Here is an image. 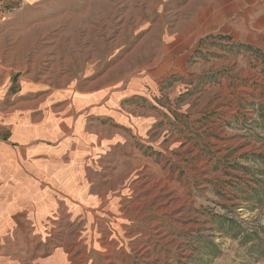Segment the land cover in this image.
<instances>
[{"label": "rangeland", "instance_id": "rangeland-1", "mask_svg": "<svg viewBox=\"0 0 264 264\" xmlns=\"http://www.w3.org/2000/svg\"><path fill=\"white\" fill-rule=\"evenodd\" d=\"M22 78L76 83L119 133L96 146L84 196L52 190L69 209L0 233V264H264V0L23 8L0 23V156Z\"/></svg>", "mask_w": 264, "mask_h": 264}, {"label": "crops", "instance_id": "crops-1", "mask_svg": "<svg viewBox=\"0 0 264 264\" xmlns=\"http://www.w3.org/2000/svg\"><path fill=\"white\" fill-rule=\"evenodd\" d=\"M23 1L25 8L41 0ZM15 77L11 76L6 80L13 82ZM17 86L21 92L16 90L17 99L15 106H12L17 114L14 119L16 131L12 137L15 146L14 149L5 148L8 155L0 156V159H4L0 167L1 234L8 233L10 225L19 226L22 231L24 226L32 221L28 218L30 211H37L38 219L47 222L49 218H57L55 215L59 209H69L70 205L56 199L52 190L57 188L70 194L77 191L84 196L86 190L81 186L86 184L88 171L93 170L88 167H93L90 164H94L95 158L99 156L96 146L103 141H110L111 135L119 133L118 128L114 127V132H109L105 125L115 121L106 116L108 122L104 123L102 110L97 112L98 107L102 106L95 101L86 104V92H79L76 83L48 92L42 82L22 78L17 81ZM44 92H47L46 95L51 100L64 95L63 106L53 108L45 104L40 105L41 98H34L33 95ZM22 93L26 96H22ZM93 93L98 95L101 90H94ZM71 94L75 95V98L70 96ZM24 97L26 99H23ZM81 98L85 101L78 104L76 100ZM18 106L21 108L16 111ZM21 135L33 137L30 141H24L19 138ZM17 142L20 145L16 144ZM94 154L97 155L93 156ZM70 203L76 207L79 202L71 200ZM20 231L14 230V235H21ZM44 232L45 230H40V233Z\"/></svg>", "mask_w": 264, "mask_h": 264}, {"label": "built area", "instance_id": "built-area-1", "mask_svg": "<svg viewBox=\"0 0 264 264\" xmlns=\"http://www.w3.org/2000/svg\"><path fill=\"white\" fill-rule=\"evenodd\" d=\"M23 7V0H0V23L10 20Z\"/></svg>", "mask_w": 264, "mask_h": 264}]
</instances>
